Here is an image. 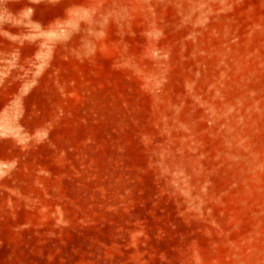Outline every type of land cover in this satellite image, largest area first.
<instances>
[{"label":"rangeland","instance_id":"374dc122","mask_svg":"<svg viewBox=\"0 0 264 264\" xmlns=\"http://www.w3.org/2000/svg\"><path fill=\"white\" fill-rule=\"evenodd\" d=\"M0 264H264V0H0Z\"/></svg>","mask_w":264,"mask_h":264}]
</instances>
